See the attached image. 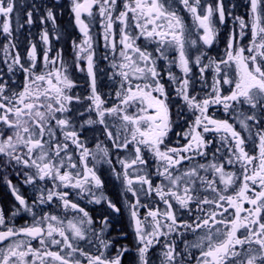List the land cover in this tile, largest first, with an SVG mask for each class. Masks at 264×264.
<instances>
[{
	"label": "snow or ice",
	"instance_id": "1",
	"mask_svg": "<svg viewBox=\"0 0 264 264\" xmlns=\"http://www.w3.org/2000/svg\"><path fill=\"white\" fill-rule=\"evenodd\" d=\"M70 5L83 37L71 45L75 68L84 72L81 61H86L88 81L83 95L74 91L78 85L62 50L49 55L52 48L46 29L40 34L43 70H38L34 43L27 49L26 57L17 51L8 63L9 48H16L11 17L15 13L19 21L18 5L17 0H0V32L8 41L3 48L6 72L23 73L18 90L10 87L15 82L5 81L0 75V165L19 168L16 174L23 176V184L32 185L37 193L29 203L19 187L4 177L16 201L12 216L22 209L33 220L19 228L8 226L5 211L0 208V264H125V260L129 264H153L155 248L161 244L160 264H264V0H245L247 19L235 14L240 5H229L226 0H70ZM58 6L47 7L40 22L55 24L53 9ZM31 7L33 10L26 12L28 25L34 23L33 11L38 10L35 4ZM181 9L190 14L205 49L199 50L194 59L189 49L195 48L198 41L191 39ZM97 16L104 47L113 56L109 79L117 84V102L111 106H106L108 101L97 87L90 32ZM229 23L232 28L225 40V57L217 60L208 56L206 49L219 37V26L227 27ZM249 33L250 39L244 44ZM141 40L145 43H139ZM170 51L176 56L170 58ZM104 58L108 59V54ZM205 58L207 63H203ZM158 61H165L169 69L172 65L180 69L181 76L169 70L168 79L177 85V97L194 117L182 133L185 143L180 146L166 143L173 125L171 97L161 82ZM221 65L234 66V75L229 76ZM194 67L201 80L209 68L214 73L211 91L202 98L194 92ZM224 85L229 86L227 94ZM75 105L84 108L76 113L80 117L89 114L79 125L81 129L85 125L103 126V134L116 150L119 171L107 147L97 144V151L93 152L80 139L74 123ZM211 105H223L248 136L237 131L228 119L210 116ZM243 106H247V111L241 110ZM108 118H114L111 127L117 128L115 135ZM208 133L219 135L220 147L213 152L214 158L222 148L226 149V154L221 153L222 162H194L197 157L206 158L210 146L216 143L206 137ZM253 137L255 155L246 150V141ZM129 150L131 159L120 157L121 151ZM149 156L156 162L154 175L162 178L160 184H155L152 174L144 171ZM89 158L95 162L92 166ZM100 163L111 167L116 178L122 179L125 194L130 193L133 198L127 205L136 241L135 255L120 243L127 233L110 238L106 234L108 217L101 219L97 229L89 212L70 198L68 189H75L78 196L90 197L89 203L103 202L113 212H120L102 192L97 195L96 190L104 186L95 166ZM236 165L239 174L226 170L227 166ZM129 169L135 170L136 175H131ZM201 170L211 171L212 177L201 175ZM48 181L51 187L45 186ZM230 189L232 194H228ZM141 193H154L165 209L142 204ZM56 201L65 214L75 215L65 221L40 208L42 214L37 216V205ZM140 208L148 209L143 217ZM184 213L192 219H184ZM198 230L203 234L195 241L184 239L183 253L177 250L175 239H168L174 233L183 237ZM161 238H165L163 243ZM32 241H38L39 246L34 247ZM82 242L95 251L86 250ZM190 249L197 250L198 255Z\"/></svg>",
	"mask_w": 264,
	"mask_h": 264
},
{
	"label": "flooded vegetation",
	"instance_id": "2",
	"mask_svg": "<svg viewBox=\"0 0 264 264\" xmlns=\"http://www.w3.org/2000/svg\"><path fill=\"white\" fill-rule=\"evenodd\" d=\"M205 3H214V0H204ZM245 0H226V3L230 4H237L240 5L235 10L236 15H245V19H247L246 16V8L244 7ZM35 4L38 10L33 11V20L34 23L32 25H28L26 23V12L32 9V5ZM59 5L58 7H54V14L56 16V22L53 24L51 21H45L44 23L40 22V18L45 15L46 8L52 7L53 5ZM18 5V13H19V21H17L16 14L14 13L11 17V27L13 29V43L16 44V48L12 49L9 48V57H7L8 63H11L10 56L14 55L17 51L21 53L22 57H26L27 49L30 47L32 43L37 45V51H38V63L40 65L38 70H43V61H42V52L44 45L40 40V34L45 29L49 33V40H50V46L52 48V51L49 53L50 56H54L55 52L57 50H62L63 58L65 62L69 66V71L71 73V76L73 80L77 83V87L74 89L76 93L85 94L87 92V81L88 77L86 74V61H81V66L85 67L84 72L78 71L74 66V53L72 50V41H76L79 43L83 37L82 34L79 32L78 27L75 25L74 18L70 12V0H17ZM22 5L23 7H19ZM96 10L94 9V12ZM180 14L184 17L186 26L191 34V39H197L198 43L195 48L189 49L190 56L194 59L195 55L198 54L199 50H205L203 49L202 43L198 40V33L195 29V25L192 21V18L190 14L180 10ZM99 17H96V21L92 24L91 27V35L93 37V48L95 50V68H96V75H97V87L98 91L105 97V99L108 101L106 106H111L113 103L117 102L114 91L117 87V84L109 79V76L111 75L112 69H111V62L113 60V56L110 54V50L106 49L104 47V41L102 39V28L99 23ZM3 18H0V24H2ZM118 25H116L117 31H118ZM220 27V35L217 38L216 42L211 48L206 49L208 56L214 58V59H221L225 57V40L228 33V30L232 28V24L229 23L227 27L221 25ZM59 37V39H57ZM118 38V37H117ZM248 39H250V33L247 39L244 40V44H247ZM139 43L144 44L145 42L143 40L139 41ZM8 44V41L4 39V34L0 32V75H3V79L5 81L9 82H15L14 84L10 83V87L16 88L18 90L19 86L23 82V73L17 70L14 75L7 74V64L5 63L6 55L3 51L4 46ZM154 47V46H152ZM151 50V47H150ZM108 54V59H105V55ZM176 53L174 51L169 52V57H175ZM116 59H119L118 53L116 56ZM207 58L203 60V63H207ZM59 66L58 64L56 65ZM222 69L226 72H228L229 76H233L235 72L234 66L231 68L225 67L224 65H221ZM157 68L161 72L163 79L161 82L165 85L166 91L168 92L169 96L171 97V118L173 121L172 125V131L169 133L168 139L166 143H168L170 146H180L185 143L184 139L182 138V133L184 131L188 130L189 124L194 119L192 113L187 109V107L183 104V102L177 97L176 93V84H173L168 79V71L171 70L174 72L177 76H181L182 73L180 72V69L176 67V65H172L171 69H169L168 64L165 61H158ZM193 72L195 73L193 80H194V92L199 93L200 97L202 98L205 94V92L211 91V83H212V77L214 75L213 70L209 68L204 73V79L201 80L198 68H193ZM205 84H207V87H205ZM228 85H224L223 88L225 89V94H227L226 90L228 89ZM192 91V89H190ZM242 111H247V106H243L241 109ZM77 111H84V108L80 105H75L73 115L75 117L74 123L77 126L76 130L80 133V139L84 141L87 145V147L93 151L96 152L97 148L96 145L100 144V146L107 147L110 152V156L113 159V163L115 164V167L117 170H120V165L116 164V150L113 148L112 141L108 140L106 135L102 132V127L99 125L95 126H87L83 129L79 127L81 123H83L84 120L88 118V113H85L83 117H80L77 115ZM208 114L216 119H228L230 123H233L236 130L240 131L241 134L245 137L248 136V133L245 132L239 125L238 121L234 118L233 114H230L229 112H225L223 105H211L208 109ZM92 118L95 119V114H91ZM241 119L243 117H240ZM114 118H108V123L111 127L113 124ZM251 123V122H249ZM116 124H119V121H116ZM111 130L113 131V134L115 135L117 132L116 127H111ZM122 132V130H121ZM177 133H180L181 135H177ZM59 136V132L57 133ZM206 137L210 140H214L216 143L210 146L208 150V156L206 158H200L197 157L196 161L198 163H209V162H222L223 157L221 153L226 154V149H221V153H217L216 158L213 157V152H215V149L217 147H220L219 143V135L208 133L205 134ZM121 135V139H122ZM255 137L252 139H248L246 141V150L250 152V154H257L256 146L254 143ZM179 142V144L177 143ZM131 149V146H130ZM121 158H132L131 150L128 152L121 151L119 153ZM75 158V157H74ZM149 164L146 168L144 166H140L141 168H144V171L149 172L152 174V179L155 184H160L162 181V178H158L154 175L155 169H156V162L153 160L151 156L148 157ZM95 162L89 158V166H92ZM96 170L98 175H100L102 181L104 182V186L102 189L96 190L97 195H99L101 192L112 201L119 209L120 212L116 213L113 212L112 209L108 208L106 203L101 204H94L89 203L88 200L90 197H80L77 195V190L75 189H68L70 192V198L74 201L80 204L81 207H84L86 211L89 212L90 216H92L93 220L95 221L94 227L99 228L100 227V221L103 217L107 216L110 221V226L106 230V234L110 238H117L119 235L123 233H127L126 238L120 240V243L123 245H126L129 249L133 251V255H135V246L136 241L134 234L132 232V229L130 227V214L129 209L127 205V201H131L133 198L130 193L125 194L124 191V185L122 183V179H117L115 174L112 172L111 167L107 163H100L96 164ZM239 166L236 165L233 166H227L226 170L228 171H237L238 172ZM17 171H20L17 167H8L5 168L3 165H0V208H3L5 211V218L6 222L8 223V226H15L17 228L24 226L26 224L32 223L33 217L30 213H27L23 211L22 209L19 211V214L16 216H12V212L15 211V205L16 201L14 200V197L11 195L10 190L7 186V183L4 180V177L6 176L8 180H11L13 184L17 185L20 189V192L29 200V203L32 202V200L35 198L37 193L34 191V188L32 185H25L23 184V176H18L16 173ZM129 172L131 175H136V171L133 169H129ZM140 174H143L141 172ZM201 175H207L209 178L212 177L211 171L208 173H204L201 170ZM164 183H167L166 181ZM46 187H51V181H48L45 185ZM138 187V186H137ZM220 187H223L222 185ZM257 190L259 188L257 187ZM228 194H232L231 189L229 190ZM141 203L147 204L149 208L152 207H159L161 211L165 209V206L162 201L159 200V197L156 196L154 193L151 196H145L143 193L140 194ZM245 207H250V205H245ZM40 208H43V211L45 212H52L53 214H57L61 216V218L67 219L72 218L75 213L68 212L65 214L63 210L60 207V204L58 201L52 203L51 205H43L39 206L37 205L35 211L37 213V216L41 215ZM148 209L146 208H140L139 212L141 217L145 216ZM183 218L186 220H191L192 217L188 216L186 213L183 214ZM183 231V229H181ZM203 232L199 231L195 234L193 233H185L183 237L173 234L168 239H175L176 244L178 246L177 250L181 253L184 252L185 244L184 239H187L189 242H193L196 240L198 235H202ZM165 238H161V241L163 243ZM32 244L34 247H38V241H32ZM3 246V245H0ZM82 246L86 247V250L89 251H95L94 248H88L84 242H82ZM161 245H157L155 248V255L153 257V264H160V252H161ZM193 253L198 255V251L195 249H190ZM125 264H129L128 260H125ZM194 264V261H193Z\"/></svg>",
	"mask_w": 264,
	"mask_h": 264
}]
</instances>
